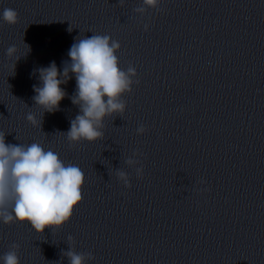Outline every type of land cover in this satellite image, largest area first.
I'll use <instances>...</instances> for the list:
<instances>
[{
    "label": "clouds",
    "instance_id": "clouds-1",
    "mask_svg": "<svg viewBox=\"0 0 264 264\" xmlns=\"http://www.w3.org/2000/svg\"><path fill=\"white\" fill-rule=\"evenodd\" d=\"M161 2L141 0L134 11L144 16L149 9L159 11ZM124 4L125 0H118L119 7ZM2 19L15 24L18 13L5 8ZM148 30L149 25L144 24V31ZM120 48V42L110 35L93 34L73 43L68 52L70 63L64 61L62 71L54 61L48 67L38 69L41 85L33 86L35 95L32 99L35 106L42 109L43 115L59 110L60 102L67 96L61 85L75 76L76 90L70 99L73 105L78 106L79 113L70 121V129L63 132L70 144L102 139L105 118L122 117L126 109L123 97L132 92L133 84H139V80H134L138 74L133 65L129 64L126 70L120 67L117 55ZM14 52L15 46H9L7 55ZM26 120L42 128V119L38 121L33 113L29 112ZM146 131L145 125L140 124L136 134L142 135ZM139 155L142 153L134 151L125 164L134 169L138 179H142L144 167L135 158ZM116 177L124 187H132L126 171L117 168ZM84 184L85 173L78 165L66 164L58 153L46 150L39 142L27 145L6 143L5 134L0 133V221L4 224L27 222L38 233H43L46 228L52 232L61 229L83 200ZM67 241L69 248L63 256L67 257L68 264H87L95 260L92 252L74 249L72 236L69 235ZM18 249L19 245L13 243L10 250L0 257L3 264H20Z\"/></svg>",
    "mask_w": 264,
    "mask_h": 264
}]
</instances>
